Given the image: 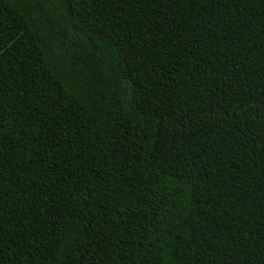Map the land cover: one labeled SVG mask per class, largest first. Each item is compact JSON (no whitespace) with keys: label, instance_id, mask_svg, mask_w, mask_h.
<instances>
[{"label":"trees","instance_id":"16d2710c","mask_svg":"<svg viewBox=\"0 0 264 264\" xmlns=\"http://www.w3.org/2000/svg\"><path fill=\"white\" fill-rule=\"evenodd\" d=\"M0 264H264V0H0Z\"/></svg>","mask_w":264,"mask_h":264}]
</instances>
